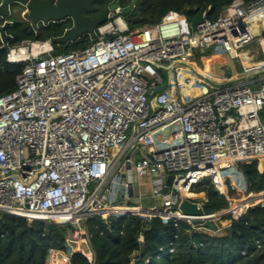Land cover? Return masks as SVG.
<instances>
[{
    "label": "built area",
    "instance_id": "1",
    "mask_svg": "<svg viewBox=\"0 0 264 264\" xmlns=\"http://www.w3.org/2000/svg\"><path fill=\"white\" fill-rule=\"evenodd\" d=\"M121 1L78 51L60 53L54 39L7 43V62L23 69L15 90L0 96V214L71 225L73 241L93 250L82 223L129 206L143 179L161 201L133 214L147 221L167 223L162 215L181 213L184 201L214 223L264 207V198H252L264 190L245 191L206 214L207 195L195 190L210 180L225 194L228 173L264 161V59L250 70L242 56L254 41L264 55V0H234L216 20L198 23L170 11L134 32ZM208 51L228 53L243 72L210 81L192 64L206 68L197 55ZM198 84L200 95L191 90Z\"/></svg>",
    "mask_w": 264,
    "mask_h": 264
},
{
    "label": "trees",
    "instance_id": "2",
    "mask_svg": "<svg viewBox=\"0 0 264 264\" xmlns=\"http://www.w3.org/2000/svg\"><path fill=\"white\" fill-rule=\"evenodd\" d=\"M114 0H96L99 10L97 17ZM134 0H122L121 5H131ZM234 0H139L132 12L125 15L131 32L148 28L161 21L170 11L184 14L191 22L198 23L204 17L216 20L224 14ZM251 2L252 0H244ZM101 9H103L101 11ZM12 23L6 30L10 45L24 40H58L73 27L70 20L42 24L37 29L30 22ZM92 43L85 35L58 48L60 53H71L88 47ZM0 36V96L16 88V78L23 69L21 64L7 62V52L2 51ZM62 49V51H61ZM208 53H206L207 55ZM205 56V55H204ZM203 64V55H197ZM214 60H207L205 64ZM261 161L239 165L238 186L225 182V194H221L210 180H203L196 191L205 192L208 202L204 206L206 214L217 213L229 204L228 197L236 191L259 193L264 190V170ZM263 165H264V161ZM129 206H133L130 204ZM136 211L87 220L88 232L92 236L93 250L70 241L68 232L71 225L49 224L40 220L0 214V264H264V207H255L239 219L224 218L229 221L227 235L219 236L201 231L187 221H182L177 212L167 223L160 218L150 221L137 215ZM168 220V219H167ZM181 220V221H176ZM174 250L173 253L170 251ZM69 258L65 263L64 259Z\"/></svg>",
    "mask_w": 264,
    "mask_h": 264
},
{
    "label": "water",
    "instance_id": "3",
    "mask_svg": "<svg viewBox=\"0 0 264 264\" xmlns=\"http://www.w3.org/2000/svg\"><path fill=\"white\" fill-rule=\"evenodd\" d=\"M95 0H4L0 5V36L2 38L3 46L2 51L7 50L6 30L11 24L9 20L12 16V5L21 4L25 5L29 10V18L34 28H37L40 23L48 26L50 23L61 22L67 19H72L74 25L69 29L64 36L55 40L56 43L64 45L78 39L82 36L88 35L92 38L96 37V29L108 20V15L111 11L117 9L118 4L114 3L108 7L104 12L92 18L83 14L84 12L90 13L95 10L93 3ZM139 0H134L131 5L121 9L124 15L129 14L138 5ZM162 74L165 71L160 70ZM159 87L158 90H162ZM173 176L167 178L165 193L167 194L170 186L172 185ZM180 212L183 216L189 218L194 226L203 225L210 231H217V224L206 220L205 214L196 204L188 201L182 202L180 205Z\"/></svg>",
    "mask_w": 264,
    "mask_h": 264
},
{
    "label": "rangeland",
    "instance_id": "4",
    "mask_svg": "<svg viewBox=\"0 0 264 264\" xmlns=\"http://www.w3.org/2000/svg\"><path fill=\"white\" fill-rule=\"evenodd\" d=\"M11 11H12V16L9 20H13V21H18V22H32L29 18V10L28 8L25 6L23 7L21 4L17 3V4H13L12 7H11ZM99 10L100 9H97V11L95 12V14L93 15H97L99 13ZM103 9H101L102 11ZM125 17V15H123ZM69 20V19H67ZM37 29H42V23H40L37 27ZM62 51V49H61ZM208 54H202L203 55V61L207 62V60H214L210 63H214L216 62V64L219 66L218 63L221 64V66H219L218 68H216V70L214 69L210 71V73L212 74V77L213 78H217V77H222L224 79L228 78L229 76H235V75H238L239 73L243 72L242 71V68H243V65L241 62H239V64H237V62L235 60H232L229 56V54L227 53H224V52H219V53H215V52H212V51H208L207 52ZM261 53V54H260ZM259 53V45L257 44L256 41H254L253 43L249 44L246 46V49L242 52V56H244L245 58L243 59V62H244V65L246 67H248L250 70H255L256 66L261 64V62L263 61L264 59V55H263V52L260 51ZM260 54V55H259ZM205 55V56H204ZM204 62L203 64H201L202 66H204ZM210 63H207L210 64ZM194 65H196L194 63ZM206 65V66H207ZM240 65V66H239ZM197 66V65H196ZM199 69L201 70H204L206 71L207 68H204V67H199L197 66ZM203 86L201 85H195L193 87L192 92H194L195 94L197 95H200L202 94L204 91H203ZM186 92H189L186 91ZM117 148H113V152L116 151ZM259 167L261 168V170H264V165H263V162L261 161L260 164H259ZM124 172V171H123ZM234 174L237 175V171L234 172ZM231 174L227 175V178L230 180V183L234 186V188H237L238 186V180H239V177L237 176V178H231L230 177ZM246 190H242V191H236L234 194H232L231 196H229L231 199H239L242 195V193H244ZM151 195L149 194H144L143 195V200H138V199H135L131 202H129L130 204H135V205H139L141 207H144V208H149L151 206H156V207H161V201L160 200H157V199H152L150 197ZM128 203V205H130ZM133 205V207L135 206ZM127 208H133L132 206H126ZM137 207V206H136ZM136 209V208H134ZM137 211V210H136ZM119 213V212H118ZM110 214H114V213H110ZM122 213H119V214H114V215H120ZM165 218V217H164ZM166 220V219H165ZM218 226L221 228V231L219 232H211L210 230L208 229H205L204 227H199V228H202L201 231H206L207 233L209 234H217L219 236H225L227 235V228L230 224L229 221H219L217 222ZM82 228L85 229V230H88V226L85 222L82 223ZM73 232V231H72ZM72 232H68V238L70 241H73L74 238H73V233ZM131 264H137V262L135 260H132Z\"/></svg>",
    "mask_w": 264,
    "mask_h": 264
},
{
    "label": "bare ground",
    "instance_id": "5",
    "mask_svg": "<svg viewBox=\"0 0 264 264\" xmlns=\"http://www.w3.org/2000/svg\"><path fill=\"white\" fill-rule=\"evenodd\" d=\"M259 33L255 30L254 31V35H258ZM193 65H194V63H192ZM196 68H197V71L199 72V74L200 75H203V76H206V78H208L210 81H212V82H217V83H223V82H225V79L224 78H222V77H217V78H213L212 77V74L210 73V71L211 70H213L214 71V69L215 68H218L217 67V65H216V62H214V63H210V64H208L207 66H206V71H204V70H201V69H199L196 65H194ZM216 70V69H215ZM217 71V70H216ZM202 81V83H205V80H201ZM205 87L203 88V91L205 92ZM253 199H254V201H258V200H261V199H263L264 198V195H259V196H253L252 197ZM253 201V200H252ZM247 201H242L241 202V204H239V202H237V204H236V207H238V208H241L242 207V205H243V203H246ZM133 207V206H132ZM134 208H136V209H134ZM140 209H141V207H136V206H134L133 208H127L126 206H114V207H111L110 209H109V213H114V214H119V213H124V212H128V211H136L137 213L138 212H140ZM119 212V213H118ZM148 213L149 214H151V215H156V216H158L157 214H156V211L154 212V210L152 211V210H149L148 211ZM174 212H171V213H165V214H163L162 216L163 217H165L164 219H170L171 217H172V214H173ZM178 213V215H179V217L180 218H183V215H181L179 212H177ZM60 220V219H59ZM62 221H64V220H66V219H61ZM81 245H83V246H85L84 244H82L81 243Z\"/></svg>",
    "mask_w": 264,
    "mask_h": 264
},
{
    "label": "crops",
    "instance_id": "6",
    "mask_svg": "<svg viewBox=\"0 0 264 264\" xmlns=\"http://www.w3.org/2000/svg\"><path fill=\"white\" fill-rule=\"evenodd\" d=\"M146 193L151 195V188H150L149 182L146 179H143V180H140L138 183L135 184L134 193H133L134 195L131 196L132 198L129 202H131L135 199H138V200L145 199V198H143V195ZM133 205H135V204H133ZM122 206H126V205H122ZM135 206L140 207L139 205H135Z\"/></svg>",
    "mask_w": 264,
    "mask_h": 264
},
{
    "label": "flooded vegetation",
    "instance_id": "7",
    "mask_svg": "<svg viewBox=\"0 0 264 264\" xmlns=\"http://www.w3.org/2000/svg\"><path fill=\"white\" fill-rule=\"evenodd\" d=\"M95 2H96V0H95L94 3H93V6H94L95 10H94L93 12H90V13H86V12H84L83 14H85V15H87V16H90V17H92V18H96L97 15H93V14H95V12L97 11V7H96V5H95ZM22 6L25 7V5H22ZM69 20L72 22V25H74L73 20H72V19H69Z\"/></svg>",
    "mask_w": 264,
    "mask_h": 264
},
{
    "label": "clouds",
    "instance_id": "8",
    "mask_svg": "<svg viewBox=\"0 0 264 264\" xmlns=\"http://www.w3.org/2000/svg\"><path fill=\"white\" fill-rule=\"evenodd\" d=\"M181 214V213H180ZM133 215V214H132ZM182 215V214H181ZM171 220H173V219H171ZM223 220V219H222ZM221 220V221H222ZM163 221V220H162ZM217 224V223H216ZM193 225V224H192ZM195 227H204L205 229H208L207 227H205V226H203V225H198V226H195ZM229 227V226H228ZM217 228H218V230L217 231H211V232H219V226H218V224H217ZM200 229H202V228H200ZM203 230V229H202ZM209 230V229H208ZM221 231V230H220ZM216 234V233H215Z\"/></svg>",
    "mask_w": 264,
    "mask_h": 264
}]
</instances>
